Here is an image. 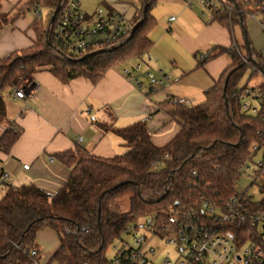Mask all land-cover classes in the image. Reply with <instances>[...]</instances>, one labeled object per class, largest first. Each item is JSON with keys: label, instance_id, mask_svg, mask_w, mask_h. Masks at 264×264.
Wrapping results in <instances>:
<instances>
[{"label": "trees", "instance_id": "1", "mask_svg": "<svg viewBox=\"0 0 264 264\" xmlns=\"http://www.w3.org/2000/svg\"><path fill=\"white\" fill-rule=\"evenodd\" d=\"M59 1H30L12 16L0 12L1 31L28 9L50 11L46 24L41 14L35 16L32 28L36 40L31 47L0 59V118L6 115V90L12 95L21 79L38 68L49 67L63 83L83 77L96 84L110 69L140 58L151 49L149 34L156 25L152 10L158 0H145L116 41L92 47L80 56L64 52L53 34L52 46L48 43L50 19ZM69 1L62 0L55 24ZM146 2L148 10L144 15ZM244 19L239 14L231 18L215 15L210 22L220 21L231 27ZM216 48L228 55L231 66L205 92L203 103L190 107L169 104L170 114L181 129L167 145H154L144 121L123 128L99 124L103 131L123 140L127 148L124 154L103 158L77 147L54 156L71 168L68 181L55 195L32 184L7 190L0 198V264H35L30 252L37 249V234L45 229L55 230L60 237L61 246L53 258L57 264H114L107 257L108 249L138 217H152L157 225L154 233L165 237L169 217L175 210H198L204 198L220 201L235 195L253 149L264 150V83L256 87L260 90L254 102L259 106L258 114L244 111L239 96L245 88L240 84L247 73L260 71L255 66L264 69V56L251 47L248 55H243L238 46ZM100 50L106 51L84 58ZM216 56L207 55L205 63ZM250 56L256 64L250 61ZM19 137L20 132L13 126L6 128L0 136V150L9 153ZM156 162L159 166L153 169ZM120 184L123 185L117 187ZM127 190L134 193L130 211L117 213L114 202ZM119 264L131 262L121 258Z\"/></svg>", "mask_w": 264, "mask_h": 264}, {"label": "crops", "instance_id": "2", "mask_svg": "<svg viewBox=\"0 0 264 264\" xmlns=\"http://www.w3.org/2000/svg\"><path fill=\"white\" fill-rule=\"evenodd\" d=\"M30 1L35 0H3L0 12L12 16ZM76 1L88 16L103 8L107 14L122 15L128 25L145 2ZM160 9L164 13L161 14ZM152 11L156 25L149 34L152 47L148 54L110 69L96 84L83 77L63 83L49 67L38 68L26 77L34 95L25 99L11 95L15 115L9 126L19 131L20 137L9 153L0 150V170L9 173L1 195L11 188L30 184L55 195L71 175V168L54 157L58 153L83 147L103 158L124 154L127 148L123 140L112 132L103 131L99 124L123 128L144 121L154 145L164 147L181 129L170 114L168 99L183 98L192 105L203 103L205 92L213 88L231 66L228 55L221 54L215 47L238 46L243 55L249 53L248 43L257 53L264 49L257 45L258 36L253 32L260 28L264 33L257 20L245 17L243 23L231 27L220 21L210 22L200 17L198 5L188 8L187 0H158ZM36 15L34 8L28 9L0 31V59L34 44L36 34L32 23ZM172 17L176 18L174 22H170ZM205 54L217 56L205 63ZM140 64L141 69L136 71L135 67ZM125 69H130L143 87L131 82L124 75ZM148 73L165 80L156 93L149 92ZM255 74L251 72L247 80L244 78L240 87H249ZM263 83L264 80L261 85ZM9 126L0 124V136ZM26 165L29 169L24 168ZM36 245L39 264H57L53 258L61 241L55 230L40 231Z\"/></svg>", "mask_w": 264, "mask_h": 264}, {"label": "built area", "instance_id": "3", "mask_svg": "<svg viewBox=\"0 0 264 264\" xmlns=\"http://www.w3.org/2000/svg\"><path fill=\"white\" fill-rule=\"evenodd\" d=\"M195 5L201 7L200 17L204 20H211L215 15L231 18L235 14L256 20L258 15H262L260 24L264 30V0H187L188 8ZM36 11L40 15V11ZM175 20L176 18L172 17L170 22ZM127 25L128 21L122 15L107 14L103 8H99L93 16H88L79 9L76 0H70L50 30L55 42L64 52L80 56L92 47L99 48L116 41L124 33ZM260 54L264 56V49ZM203 59H207V54ZM141 67L142 64L135 67V70L139 71ZM255 70H259L258 66H255ZM124 75L137 87H143L130 69H125ZM148 79L151 94L164 86V78L148 73ZM258 94L260 90L256 87H245L240 92L244 111L253 115L259 113V106L254 103ZM12 95L15 99H25L34 95L33 89L26 83V77L13 88ZM168 103L192 106L189 100L183 98L172 97L168 99ZM158 166L159 162H156L152 168L157 169ZM29 167L24 166L25 169ZM248 171H251L253 184L264 194L263 149H253L251 159L243 168L242 175ZM8 179L9 173L0 170V193ZM254 199L246 190L236 192L227 200L214 201L211 198H204L198 210H175L165 228L167 233L165 238L169 244L178 248L179 256L183 257V260H178L176 264H264V198L258 202ZM145 228L154 233L157 228L156 220L152 217L147 218ZM252 230L254 233L251 234ZM124 233H131V228L128 227ZM147 242L146 235L133 234L130 243L122 241L123 246L116 247L113 263L119 264L121 258H124L131 264H151L147 255L155 254V251L144 250ZM30 255L34 258L35 264H39V251L33 249ZM164 264L173 262L167 259Z\"/></svg>", "mask_w": 264, "mask_h": 264}, {"label": "rangeland", "instance_id": "4", "mask_svg": "<svg viewBox=\"0 0 264 264\" xmlns=\"http://www.w3.org/2000/svg\"><path fill=\"white\" fill-rule=\"evenodd\" d=\"M200 7V6H199ZM201 8V7H200ZM196 9V8H194ZM154 12L152 11V15ZM160 13H164V10L160 9ZM44 21V24L49 22V13L46 11V9H42L41 13ZM263 16L258 15L257 21L260 24V21L262 20ZM256 21V22H257ZM255 24V23H254ZM250 26V25H249ZM262 26V25H261ZM257 33L258 40L257 45H259L261 48L264 46V33L262 29H256L253 32ZM255 49H258L257 47ZM251 74V71H249L245 77V80H247L248 76ZM264 80V76L262 73H256L250 80L249 87L255 88L257 86H260L262 81ZM5 103H6V115L3 118H0V124L7 127L10 125V123L13 121L15 111L11 107V95L9 93V90H6L5 94ZM187 100V99H186ZM205 100L203 98L202 102ZM199 103V102H198ZM196 103L195 105H197ZM250 113V112H249ZM252 114V113H250ZM254 179L251 177V171H248L247 173L243 174L241 179L238 181L236 185L237 192H245L248 190L249 195L254 196V201L258 202L259 200H262L264 198V194L260 191L259 187L255 184H253ZM134 195L132 190H127L119 195V197L114 202V210L117 213L121 214H127L130 211V199ZM2 195H0V198ZM148 216H140L134 221L131 225V233L126 234L124 233L121 239H118L114 245H112L108 251H107V257L111 260L114 258L116 254V247L121 248L123 246L122 241L130 243L132 240L133 234H143L148 237V242L145 245L144 250H150L153 249L155 251V254L148 253L147 257L151 264H164L167 259L173 262V264H176L178 260H183V257L179 256L178 248L174 247L173 245L169 244L165 237L151 233L147 231L145 228V222L147 220Z\"/></svg>", "mask_w": 264, "mask_h": 264}, {"label": "water", "instance_id": "5", "mask_svg": "<svg viewBox=\"0 0 264 264\" xmlns=\"http://www.w3.org/2000/svg\"><path fill=\"white\" fill-rule=\"evenodd\" d=\"M61 4H62V0L59 1L58 7H57V9L55 10L54 14L52 15V17H51V19H50V23H49L50 26L54 24L55 19H56V16L58 15V13H59V11H60V9H61ZM147 10H148V3H146V5H145V7H144V11H143L144 15L147 13ZM140 24H141V23L137 24V25L134 27V30H136V29L139 27ZM48 43H49L50 46H52L51 34L49 35ZM248 48L250 49V47H248ZM105 51H106V50L96 51V52H93V53H91V54H89V55H86L84 58H87V57H89V56H94V55H96V54H101V53H103V52H105ZM250 61H251L252 63L256 64V61L252 58V56H250ZM258 68H259L260 72H262V74H264V69H263L262 67H260V66H258ZM123 184H124V183H123ZM123 184H120V185L117 186V187H120V186H122Z\"/></svg>", "mask_w": 264, "mask_h": 264}]
</instances>
